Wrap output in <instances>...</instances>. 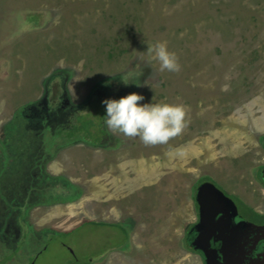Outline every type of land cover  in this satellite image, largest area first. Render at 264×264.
<instances>
[{
    "label": "rangeland",
    "instance_id": "obj_1",
    "mask_svg": "<svg viewBox=\"0 0 264 264\" xmlns=\"http://www.w3.org/2000/svg\"><path fill=\"white\" fill-rule=\"evenodd\" d=\"M27 10L45 11L47 26L22 29ZM156 41L179 71H159L146 53ZM64 67L74 101L107 77L106 98L182 105L184 126L156 145L117 133L119 147L96 161L102 151L58 135L60 116L43 121L35 102ZM60 84L49 85L51 104ZM65 148L67 174L48 172ZM263 167L264 0H0V260L202 264L184 241L198 184L213 181L263 223Z\"/></svg>",
    "mask_w": 264,
    "mask_h": 264
},
{
    "label": "water",
    "instance_id": "obj_2",
    "mask_svg": "<svg viewBox=\"0 0 264 264\" xmlns=\"http://www.w3.org/2000/svg\"><path fill=\"white\" fill-rule=\"evenodd\" d=\"M264 182V168L261 172ZM197 219L190 242L203 264H264V223L246 218L235 200L210 180L194 196ZM50 238L44 248L57 242Z\"/></svg>",
    "mask_w": 264,
    "mask_h": 264
},
{
    "label": "trees",
    "instance_id": "obj_3",
    "mask_svg": "<svg viewBox=\"0 0 264 264\" xmlns=\"http://www.w3.org/2000/svg\"><path fill=\"white\" fill-rule=\"evenodd\" d=\"M19 16L21 17V28L25 31L36 30L47 26L49 23V20L46 18L47 16L45 11L41 10H27L19 12ZM27 20L29 23L26 22ZM69 70L71 71L68 72ZM72 72L73 70L70 68H57L56 71L46 78L47 80L44 84L45 89L42 96L35 99L38 109L42 111V120L49 121L51 119V114L55 112L57 117L60 116L58 121L59 123L55 126L56 133L60 136L66 137L70 142L75 143L81 141L85 145L102 147L105 149L118 148L119 139L117 135L108 130L103 123L105 119V117H103L105 108L104 105L101 104V100L105 99L106 95L105 90L103 89L104 87L101 83L107 82L110 79L104 77L103 82L100 83L101 85H98V88L96 86L93 90H91L86 98L77 102L72 99L68 89V83L72 77ZM56 78H61L60 85L65 90L61 100L58 102L53 101L54 103L51 104V99L49 97V85ZM58 84L59 82L55 83V85ZM56 97L57 96L54 98ZM206 179L209 178L207 177ZM188 237H191V231L189 230L184 238V241L185 245H187V243L189 244L187 245L189 249H193L190 238Z\"/></svg>",
    "mask_w": 264,
    "mask_h": 264
},
{
    "label": "clouds",
    "instance_id": "obj_4",
    "mask_svg": "<svg viewBox=\"0 0 264 264\" xmlns=\"http://www.w3.org/2000/svg\"><path fill=\"white\" fill-rule=\"evenodd\" d=\"M148 44V43H147ZM146 53L159 65V71L177 72L180 65L167 43L156 41L148 44ZM127 85V77L122 78ZM139 84V82H136ZM143 96L130 92L119 98H105L104 125L113 134L138 137L145 145L165 144L184 126L185 111L182 105L172 103H138Z\"/></svg>",
    "mask_w": 264,
    "mask_h": 264
},
{
    "label": "crops",
    "instance_id": "obj_5",
    "mask_svg": "<svg viewBox=\"0 0 264 264\" xmlns=\"http://www.w3.org/2000/svg\"><path fill=\"white\" fill-rule=\"evenodd\" d=\"M81 144V143H78V145ZM84 145V144H82ZM91 149H94L96 151H102V155L106 152H111L113 149H105V148H102V147H91ZM67 151V148L65 149H62V151L57 155V157H55V159H51L47 162V165H46V168L48 166V172L50 173H53V174H56V175H60V174H67V166L69 165V162L72 161L71 158H68L66 160V158H63L62 157V152H65ZM59 156V157H58ZM62 158H61V157ZM108 157H110L109 155H106L104 154L103 155V158H99L98 160L96 161H108ZM53 164V165H52ZM54 168V169H53ZM54 171V172H53ZM68 176V175H67ZM260 191V201L258 202V209L259 210H264V203L262 201V197H264V187H261V189L259 190ZM42 208V207H46V204H39V205H35L34 207H32L33 209H36V208ZM260 212H263V211H260ZM44 216V215H42Z\"/></svg>",
    "mask_w": 264,
    "mask_h": 264
},
{
    "label": "flooded vegetation",
    "instance_id": "obj_6",
    "mask_svg": "<svg viewBox=\"0 0 264 264\" xmlns=\"http://www.w3.org/2000/svg\"><path fill=\"white\" fill-rule=\"evenodd\" d=\"M264 168V167H263ZM262 183H263V185H264V182H263V180H262ZM264 187V186H263ZM195 223V222H194ZM194 223H193V225H194ZM264 223V222H263ZM189 231H191V230H189ZM188 238H190V237H188ZM55 244V243H54ZM46 245V244H45ZM52 245H50L48 248H41L40 249V251L38 252V253H40V252H42V251H45V250H47V249H49L50 247H51ZM13 257L14 256H10V257H3L1 260H0V264H10L12 261H13ZM202 262H203V259H202ZM66 264H80V262H78V260L77 259H71L70 261H68ZM203 264V263H202Z\"/></svg>",
    "mask_w": 264,
    "mask_h": 264
}]
</instances>
